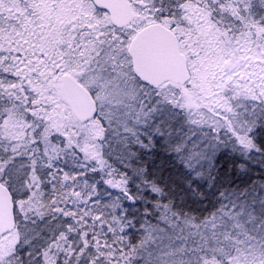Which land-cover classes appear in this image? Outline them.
Here are the masks:
<instances>
[{
	"label": "snow or ice",
	"instance_id": "obj_1",
	"mask_svg": "<svg viewBox=\"0 0 264 264\" xmlns=\"http://www.w3.org/2000/svg\"><path fill=\"white\" fill-rule=\"evenodd\" d=\"M0 264H264V0H0Z\"/></svg>",
	"mask_w": 264,
	"mask_h": 264
}]
</instances>
